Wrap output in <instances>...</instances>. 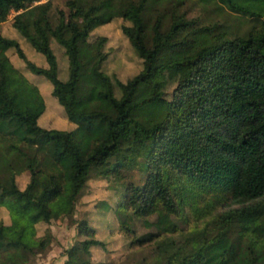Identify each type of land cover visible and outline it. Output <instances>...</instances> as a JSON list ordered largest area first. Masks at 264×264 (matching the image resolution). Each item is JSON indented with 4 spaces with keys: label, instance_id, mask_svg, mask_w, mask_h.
I'll return each instance as SVG.
<instances>
[{
    "label": "trees",
    "instance_id": "trees-1",
    "mask_svg": "<svg viewBox=\"0 0 264 264\" xmlns=\"http://www.w3.org/2000/svg\"><path fill=\"white\" fill-rule=\"evenodd\" d=\"M196 1L228 9L249 27L187 18L169 6L173 0H66L68 13L51 0H0V23L19 10L11 22L16 36L0 30V139L7 141L0 205L9 215L0 219V264H29L49 245L51 231L38 233L37 224L73 214L92 170L119 178L131 167L144 180L126 182L114 207L118 229L131 250H153L148 260L128 264H264V0ZM116 17L129 22L121 29L142 63L125 81L102 68L106 36L90 38ZM199 31L218 44L190 53L188 37ZM27 41L45 63L28 56ZM53 41L64 51L65 79ZM10 48L52 83L74 127L39 123L45 100L9 58ZM178 67H185L183 77L167 98L151 79ZM24 170L29 178L21 187L16 175ZM180 182L239 205L183 227ZM134 217L154 229L136 234ZM77 232L84 238L67 249L66 263L105 264L72 262L79 251L106 245L85 218Z\"/></svg>",
    "mask_w": 264,
    "mask_h": 264
},
{
    "label": "rangeland",
    "instance_id": "rangeland-1",
    "mask_svg": "<svg viewBox=\"0 0 264 264\" xmlns=\"http://www.w3.org/2000/svg\"><path fill=\"white\" fill-rule=\"evenodd\" d=\"M45 1V0H36ZM53 5L63 8L68 13L69 8L66 0H51ZM169 6L173 7L176 14H183L187 18L199 17L205 21H221L226 22L230 28L234 29L238 25L240 32L245 31L249 27L246 20L239 22L238 17L229 12L228 9H218L215 4H200L196 0H173ZM19 10L11 9L5 21L0 23V30L6 36H16V30L12 28L11 22L15 13ZM129 23L121 17H116L109 23L103 24L95 28L90 35L93 39L98 35L106 36L104 50L107 52V58L102 64L104 71L112 77L116 76L122 81L131 78L141 68V59L136 55L131 47L127 37L123 34L121 25ZM260 28H263L262 26ZM192 48L190 53L196 52L203 46L217 45L207 31H199L189 35ZM28 56L35 60L39 57L45 63V57L42 53L36 51L27 41L23 44ZM52 46L55 49L59 61V77L65 79L67 71L63 67L66 65V58L60 45L53 41ZM56 47H58L56 49ZM61 48V49H60ZM9 58L13 63L37 85L45 100L46 108L39 120L42 126H54L64 129H70L75 124L66 116L63 106L58 102L57 98L52 94V83L43 75L31 72L25 62L18 57L14 48L7 50ZM37 60V59H36ZM35 62H39L38 60ZM185 67L170 68L162 71L151 79V83L162 90L167 98L172 97L174 88L178 81L183 77ZM0 139V152H5V144ZM121 176L117 174H108L107 176L99 175L92 170L85 186L83 187L77 201L75 211L71 215L61 218L52 219L50 223L41 222L37 224L38 233H44L49 229L53 239L49 245L40 253L36 254L29 264H68L67 249L79 238H84L77 232V224L79 220L85 218L92 225L97 227L96 237L105 241V248L100 246H91L89 253L79 251L72 258V262H80L88 259L94 262H104L105 264H128L136 260H148L152 256V245H146L136 250H131L129 240L121 234L118 229V215L115 213V205L123 193L126 182L141 184L144 180V173L138 168L131 167L121 171ZM117 176V177H115ZM29 172L22 171L16 175V181L19 186L23 187L28 181ZM181 186L186 189L183 191L180 205L183 208L187 219L181 222L183 227L200 226L205 220L217 215V213L238 206L239 204L230 203L227 195L221 193L216 195L217 190H208L200 186H190L185 182H180ZM180 188V186H179ZM197 208H200L198 211ZM150 220L156 218V214L148 217ZM0 219L4 222L9 221L7 209L0 205ZM132 226L135 228L136 234H141L154 227L146 226L142 220L134 217L131 220Z\"/></svg>",
    "mask_w": 264,
    "mask_h": 264
}]
</instances>
